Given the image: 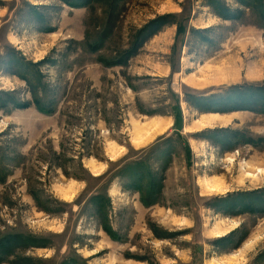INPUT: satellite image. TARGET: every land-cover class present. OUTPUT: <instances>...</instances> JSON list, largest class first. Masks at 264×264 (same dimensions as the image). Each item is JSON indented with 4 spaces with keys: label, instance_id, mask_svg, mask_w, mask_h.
Masks as SVG:
<instances>
[{
    "label": "rangeland",
    "instance_id": "obj_1",
    "mask_svg": "<svg viewBox=\"0 0 264 264\" xmlns=\"http://www.w3.org/2000/svg\"><path fill=\"white\" fill-rule=\"evenodd\" d=\"M210 1L0 0V91L54 112L0 110V238L30 240L3 264H264V114L202 118L185 101L264 86V14L261 0H218L224 20ZM168 14L125 66L98 63ZM174 108L177 129L158 133ZM137 160L161 177L150 208L118 177ZM94 195L121 242L101 231Z\"/></svg>",
    "mask_w": 264,
    "mask_h": 264
},
{
    "label": "trees",
    "instance_id": "obj_2",
    "mask_svg": "<svg viewBox=\"0 0 264 264\" xmlns=\"http://www.w3.org/2000/svg\"><path fill=\"white\" fill-rule=\"evenodd\" d=\"M237 1L246 8L249 7L251 9H255V5H252L250 2L253 0ZM259 2L260 4H258V7L260 8L261 14L263 16L264 2L262 0ZM210 4L215 10H218V18H223L224 20L229 21L234 20L229 10L226 9L224 5H220L218 0H212L210 1ZM66 5L72 8H81V4L67 3ZM218 7L220 8L218 9ZM173 18L174 16L168 14L153 19L152 21L148 22L146 26L135 32V36L133 37L128 48L124 50V52L121 53L120 56L114 57L110 60L99 58L98 63L108 68L125 66L133 56H136L138 54L143 44H145L148 39L155 36L156 33H158L164 26L171 24V20ZM183 33H185V28L178 24L176 29V39L179 38V36ZM101 44L102 43L98 41H89L88 48L90 51L98 52L101 49ZM28 67L29 64H24L20 68L24 69L23 72L25 73L26 70H29ZM19 76L26 83H28L30 76L28 78V76L26 77V74L22 75V73ZM32 91H34V89ZM228 92L229 93L223 95H210L207 97L189 95L188 97H186L185 101L192 108H195L202 114H223L238 111L264 114V86L253 85L246 87H232L230 90H228ZM177 102L178 101L176 100L175 103L177 104ZM10 106L11 110H26L29 107L33 106L36 112L40 114L47 116L54 114V112L50 109V105L45 103V101L42 102L41 99L37 98L36 96L33 97L31 101H28V103H21L11 95L4 94L0 91V110H7ZM175 108L172 112V116L174 117V129H177L176 127H178V122L180 120V110L177 111V109ZM175 138L180 140L177 136H175ZM167 159H169L168 156H165L163 158V162L160 167L162 171L164 170V167L168 162ZM157 174L158 173H154L151 171V169H149L144 160H137L131 164H126L123 169H121L118 177L127 181L126 184H124L125 189H132L133 191H136L138 193L139 200L143 207L150 208L151 206L158 204L160 201L159 198L162 191V184L161 177ZM1 181H3L2 176H0V183ZM32 198L35 203L39 204L36 195H33ZM90 201H92L95 206L94 215L99 217L98 220L101 231H103L106 236H109L112 241L121 242L122 238L119 237L118 234L114 230H112L109 225V198L101 195H94L91 197ZM28 241H30L28 238L23 237L19 234L2 236V238H0V264H3V262H7V258L10 254H12L13 250L24 248Z\"/></svg>",
    "mask_w": 264,
    "mask_h": 264
},
{
    "label": "crops",
    "instance_id": "obj_3",
    "mask_svg": "<svg viewBox=\"0 0 264 264\" xmlns=\"http://www.w3.org/2000/svg\"><path fill=\"white\" fill-rule=\"evenodd\" d=\"M180 70H177V71H175V76H177L178 75V72H179ZM165 73H168L169 75H173V68L170 70L169 68L167 69V67H165ZM234 113V112H233ZM231 113V115H238V114H236V113ZM209 114H216V113H208V114H202L201 115V117L203 118V117H208L209 116ZM225 116H227V115H223V116H221L222 117V119H223V117L225 118ZM157 121H158V124H159V126L160 127H164L165 128V131L164 132H166V131H169V130H172V128H173V120L172 119H167V118H158L157 119ZM199 121V120H198ZM198 121H196V122H198ZM210 127H212V126H210ZM188 128V127H187ZM164 132L162 133V134H164ZM161 134V135H162ZM139 143L141 142V141H138ZM214 186V185H213ZM219 187V186H218Z\"/></svg>",
    "mask_w": 264,
    "mask_h": 264
},
{
    "label": "bare ground",
    "instance_id": "obj_4",
    "mask_svg": "<svg viewBox=\"0 0 264 264\" xmlns=\"http://www.w3.org/2000/svg\"><path fill=\"white\" fill-rule=\"evenodd\" d=\"M213 116H215L216 119H221V120L224 121V122L226 121V117L222 119V117L219 116V115H213ZM202 122H203V121H202ZM205 122H206V121H205ZM203 124H204V123H203ZM205 125H207V123H206ZM157 129H159V130H158V133H161V132H163V131L165 130V128H164L163 126H162V127L159 126V128H157ZM140 137H141V138H136V139L134 138V140H135V141H145V140H143V139H145L144 136H140ZM137 139H138V140H137ZM210 189H211V190H218L219 187H218V186H210ZM219 190H220V189H219ZM218 237H219V236H218Z\"/></svg>",
    "mask_w": 264,
    "mask_h": 264
}]
</instances>
